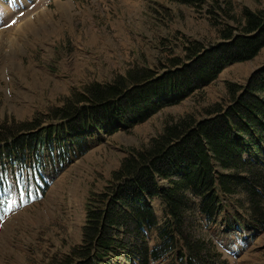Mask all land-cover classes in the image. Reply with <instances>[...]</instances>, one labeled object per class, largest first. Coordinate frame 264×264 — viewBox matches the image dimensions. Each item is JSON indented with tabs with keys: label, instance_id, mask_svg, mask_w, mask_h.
Segmentation results:
<instances>
[{
	"label": "rangeland",
	"instance_id": "374dc122",
	"mask_svg": "<svg viewBox=\"0 0 264 264\" xmlns=\"http://www.w3.org/2000/svg\"><path fill=\"white\" fill-rule=\"evenodd\" d=\"M211 1L197 8L174 0H0V127L19 128L38 118L39 128H48L57 123L50 113L90 84L110 83L135 67L161 72L168 59L184 55L189 40L217 43L215 22H222L209 15ZM228 1L239 16L247 8L264 10V0ZM262 67L264 48L143 123L92 128L85 133L84 153L70 135L53 134L35 141L24 155L0 154V264H51L80 245L90 195L111 184L131 149L147 144L167 120L199 115L226 97L228 82L245 84ZM222 202L217 220L201 225L199 234L215 241L218 260L226 264H264V225L252 219L246 197L227 196ZM150 205L163 225L162 200L151 199ZM147 237L154 247L159 229ZM119 239L130 246L141 240L136 234ZM135 255L114 251L105 264H139ZM154 264L181 262L172 251Z\"/></svg>",
	"mask_w": 264,
	"mask_h": 264
},
{
	"label": "trees",
	"instance_id": "16d2710c",
	"mask_svg": "<svg viewBox=\"0 0 264 264\" xmlns=\"http://www.w3.org/2000/svg\"><path fill=\"white\" fill-rule=\"evenodd\" d=\"M174 1L201 8L207 0ZM208 9L222 22H215L217 43L189 40L184 55L168 59L161 72L135 67L110 83L90 84L50 113L57 123L48 128H39L38 118L19 128L1 126V156L24 155L35 141L53 134L70 135L73 146L84 153L89 146L85 133L92 128L143 123L203 91L226 67L253 60L264 48V10L247 8L239 16L228 0H212ZM35 129L43 130L29 134ZM240 194L252 219L264 225V67L245 84L228 82L226 97L199 115L167 120L147 144L131 149L111 184L90 195L82 243L51 264H102L119 250L134 252L139 264H153L172 251L181 264H226L218 260L215 241L203 239L199 230L217 220L224 197ZM154 198L165 206L163 225L150 205ZM153 228L159 229L160 242L151 247L147 232ZM131 234L141 240L130 246L119 239Z\"/></svg>",
	"mask_w": 264,
	"mask_h": 264
},
{
	"label": "bare ground",
	"instance_id": "6f19581e",
	"mask_svg": "<svg viewBox=\"0 0 264 264\" xmlns=\"http://www.w3.org/2000/svg\"><path fill=\"white\" fill-rule=\"evenodd\" d=\"M42 23H44L43 21H42ZM40 21H39V24H42ZM33 26H35L34 24H33ZM37 28H39V27H41V26H36ZM36 28V29H37ZM43 28V27H42ZM45 28V27H44ZM10 44H11V42H10Z\"/></svg>",
	"mask_w": 264,
	"mask_h": 264
}]
</instances>
